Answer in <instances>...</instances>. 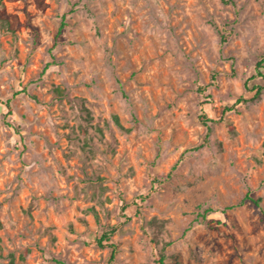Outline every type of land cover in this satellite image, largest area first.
Segmentation results:
<instances>
[{
	"label": "rangeland",
	"instance_id": "374dc122",
	"mask_svg": "<svg viewBox=\"0 0 264 264\" xmlns=\"http://www.w3.org/2000/svg\"><path fill=\"white\" fill-rule=\"evenodd\" d=\"M263 141L264 0H0V264H264Z\"/></svg>",
	"mask_w": 264,
	"mask_h": 264
},
{
	"label": "trees",
	"instance_id": "16d2710c",
	"mask_svg": "<svg viewBox=\"0 0 264 264\" xmlns=\"http://www.w3.org/2000/svg\"><path fill=\"white\" fill-rule=\"evenodd\" d=\"M257 64H258V65H257L256 71H257L258 74L261 75V68H262V65L260 64V62H258ZM261 89H262V87H261L260 85H256V91L254 92L253 97H251V98H256V97H258L259 94H260V92H261ZM211 120H212V119H210V118H206L205 115H202V121H203L205 124H207V122H208V121H211ZM263 151H264V141H263ZM248 196H249V195L247 194V197H248ZM248 198H249V197H248ZM251 199L255 202V204H257V205H259V206L261 207V209H262V215H263V217H264V207L260 204V198H256V199L251 198ZM207 210H209V209H207ZM111 232H112V230L107 231V232H104V233L102 234V237L100 238V240H101L102 238L109 239V238H110V234H111ZM100 240H99V242H100ZM1 252H2V245H1V237H0V254H1ZM113 253H114V251H113ZM159 263H160V264H164V254H161V255H160ZM7 264H16V263L14 262V258H13V256H12L11 254H10V260L8 261Z\"/></svg>",
	"mask_w": 264,
	"mask_h": 264
}]
</instances>
